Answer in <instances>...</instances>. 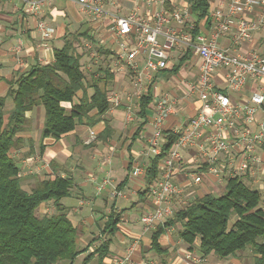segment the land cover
Segmentation results:
<instances>
[{
    "label": "crops",
    "instance_id": "crops-1",
    "mask_svg": "<svg viewBox=\"0 0 264 264\" xmlns=\"http://www.w3.org/2000/svg\"><path fill=\"white\" fill-rule=\"evenodd\" d=\"M103 1L107 3L109 0ZM113 1L114 4L106 5L110 13L126 14L136 9L144 14L147 10L144 4L135 8L130 0ZM192 2L193 0H166L163 7L166 10L182 6L190 8ZM207 2L209 6L205 17L198 20L195 14H190V22L194 28L204 34L211 33L214 25L212 13L224 0H207ZM159 7L154 5L152 9ZM39 20H43L52 28L51 36L46 39H42L36 29ZM111 22L109 16L89 17L80 10L76 0H52L37 16L27 13L20 0H0V97L7 94L10 83L19 74L27 72L35 64L51 63L54 59L53 50L62 47L66 38L79 33H87L97 42V52L102 56H108L109 63L99 67L111 71L110 82L114 86L125 84L124 91L128 87L135 90L134 73L128 67L116 69L114 66L118 47ZM82 38L88 40L86 36H82L79 41ZM74 43L75 47H78L79 42L74 41ZM217 43L229 52H246L251 47L264 52V28L254 31L249 41H244L235 48L232 47L230 34L218 38ZM17 47L18 51H16ZM78 52L83 55V52ZM168 56L167 68L151 73L146 85V93L134 96L135 98L132 96L131 100L122 94L121 104L113 109L109 108L91 126L79 124L59 138L52 136L41 138L45 115L43 106L39 104L25 112L27 122L24 129L17 134L20 146L12 148L10 154L17 160L25 189H31L37 180L52 178L55 175L71 178L70 193L63 197L60 203L67 208L68 217L77 228V245L81 252L72 264H99L96 255L87 262H84V258L108 238L101 233V230L106 218L103 215L109 213V210L120 214V221L116 232L110 236L109 251L103 257L102 264H107L114 255L128 257L133 264L193 263L189 256L191 251L189 245L179 236L182 228L180 222L164 228L158 236L159 251L151 247L152 231L144 232L138 221L139 214L146 206L145 203L150 202L147 191L144 194V190H148L147 184L143 178L130 177L134 163L142 164L146 168L150 157H154L145 153L146 141L153 131L151 105L153 98L165 93L176 94L179 99V110L174 118L179 121L195 114L199 108V101L195 96L185 97L188 84L196 79L198 57L188 53L187 58L177 69L183 55H180L177 49H173ZM139 66H142V61L139 62ZM183 67L184 69L187 67L186 71L182 69ZM184 79L186 80L185 86H182L184 87L182 93L175 88L179 87L175 81ZM130 81L133 87L129 86ZM107 88L109 90V85ZM124 91L122 93H125ZM159 91H163V94ZM80 95V92L77 93L73 103L77 102ZM148 95H151L152 99L145 108V114L142 115L139 113V100ZM71 104L72 102L69 101L61 103L67 109ZM12 110V100L8 98L2 108L5 121ZM106 126L110 128V133L101 137L100 134H103ZM105 177H109L116 186L126 180L121 189L123 195L111 198L110 188L98 192L97 186ZM177 180L182 184L186 182L187 179L182 171L178 173ZM187 188L186 193H190L191 187ZM207 189L206 185H200L197 194L194 196L192 192L189 198L201 196L207 193ZM82 198L86 202L79 205L78 202ZM85 204L89 205V209L83 207ZM175 205L178 207V203ZM51 208L53 209V206L50 202H42L37 212L42 215ZM205 259L207 264H225L228 260H233L229 264H234L235 261L232 256L217 260L212 254L207 255ZM58 264H67V262L61 261Z\"/></svg>",
    "mask_w": 264,
    "mask_h": 264
},
{
    "label": "built area",
    "instance_id": "built-area-1",
    "mask_svg": "<svg viewBox=\"0 0 264 264\" xmlns=\"http://www.w3.org/2000/svg\"><path fill=\"white\" fill-rule=\"evenodd\" d=\"M51 1L20 0L33 16ZM130 1L135 8L144 4L146 12L133 9L126 14L110 13L106 5L114 4L113 0H76L89 17L111 18L118 47L114 66L128 67L134 73L138 96L147 92L151 73L167 68L168 53L173 49L180 55L191 53L199 60L196 79L186 91L188 97L195 96L199 101L195 114L180 121L175 119L179 99L174 94L152 100L153 131L146 141V155H159L168 135L174 140L159 163L158 178L148 187L150 202L145 203L138 216L142 230L153 231L172 216L176 203L184 205L191 199L193 190L186 193L187 186H200L205 180L217 185L207 189V193H224L227 181L238 177L264 195V52L255 47L246 52H229L217 43L218 38L230 34L235 48L249 41L254 31L263 29L264 0H224L212 13L214 25L210 34L193 32L187 6L166 10V0ZM154 5L160 7L152 9ZM36 29L42 39L52 34V28L43 20L37 21ZM126 98L131 100L132 95ZM108 101L113 109L121 104V96L112 92ZM144 171L142 164L134 163L130 177L145 180ZM180 171L187 179L184 184L177 180ZM107 188L111 198L123 195L109 177L99 183L97 191ZM85 202L82 198L78 204ZM189 256L192 264H207L196 250H191ZM107 264L133 263L128 257L114 255Z\"/></svg>",
    "mask_w": 264,
    "mask_h": 264
},
{
    "label": "trees",
    "instance_id": "trees-1",
    "mask_svg": "<svg viewBox=\"0 0 264 264\" xmlns=\"http://www.w3.org/2000/svg\"><path fill=\"white\" fill-rule=\"evenodd\" d=\"M208 6L207 0H193L189 9L200 20L207 14ZM193 32L198 33V29L194 28ZM82 36L92 40L87 33L66 38L62 47L53 50L51 63L35 64L19 74L10 83L7 94L0 97V264H58L61 261L72 264L81 252L77 245V228L68 217L67 208L60 203L70 193L71 178L55 175L38 180L27 190L22 185L17 160L10 151L19 148L17 134L27 122L25 112L36 105H42L45 111L41 138H59L79 124L91 126L109 109L107 87L112 73L101 67L88 74L84 72L82 53L76 50L74 43ZM187 56L180 58L177 69ZM79 92L80 97L73 103ZM8 98L12 100L13 110L5 121L2 108ZM151 99V95L140 98V114H145ZM65 101L72 102L70 108L61 105ZM106 133H110L108 126L100 136ZM167 137L161 153L150 157L145 168L147 189L158 178L159 163L174 140L172 135ZM125 181L117 185V189L121 190ZM146 191L148 193L144 190V194ZM42 202H50L53 209L39 217L36 212ZM119 221L120 214L110 211L101 230L108 238L86 256L84 262L96 255L98 263L102 264L109 251L110 236L116 232ZM176 222L182 225L180 238L203 257L212 254L225 259L250 248L254 254L253 264H264V198L238 177L227 181L222 194L205 193L192 197L184 205L179 204L173 215L152 231L153 249L160 250L158 236Z\"/></svg>",
    "mask_w": 264,
    "mask_h": 264
},
{
    "label": "rangeland",
    "instance_id": "rangeland-1",
    "mask_svg": "<svg viewBox=\"0 0 264 264\" xmlns=\"http://www.w3.org/2000/svg\"><path fill=\"white\" fill-rule=\"evenodd\" d=\"M96 41L92 38V40H87L85 38H82L81 41H79L78 43V47L76 46V50L77 51H81L83 52V59L81 60V66L84 70V72L86 74L90 73L91 71H95L94 69L98 68L99 66H104L105 64H108L109 61L107 59L108 56H102L100 55L98 52H97V46H96ZM78 48V49H77ZM174 53V52H173ZM114 61V59H113ZM108 62V63H107ZM187 68V67H186ZM186 68L184 69V67L182 68L184 71H186ZM168 71V70H167ZM186 79L184 80H177L175 81V83L179 86V87H175V88H178L179 91H182L184 90V87L182 86H185L184 82H185ZM129 83V86L130 87H133L131 81L128 82ZM125 84H115V86L113 85V83L109 82V93H112V92H116L118 93V95H122V94H125L126 96H129V95H132L133 97L135 96H138L137 93L135 92V90L132 88V89H126L124 91V87ZM169 86V85H168ZM171 86V85H170ZM169 86V87H170ZM166 87V86H165ZM181 87V88H180ZM131 90V91H129ZM125 92V93H122V92ZM171 91V90H170ZM160 94H163V91H159ZM166 94V93H165ZM176 95V94H174ZM187 95H185L186 97ZM134 97V98H135ZM194 97V96H193ZM193 99V98H192ZM177 107H179V103H177ZM38 181V180H37ZM36 181V182H37ZM250 188H255V186L253 184H250L249 182H245ZM204 185H206L208 187V189H214V188H217V185L216 184H213L211 182H208V180H205L204 181ZM199 186H192L190 189L193 190V194L192 195H196L197 194V189H198ZM28 190V189H27ZM262 197L264 198V195L262 194ZM192 198V197H191ZM84 208L86 209H89V205L85 204L83 206ZM52 209V208H51ZM111 210H109V213H110ZM47 213V212H46ZM109 213H105L103 216H107ZM139 213V211H138ZM37 216H41L40 214H38V212H36ZM235 261H234V264H253V258H254V254L252 253V250L250 248H246L245 250H242V251H237L233 256H232ZM215 259H219L215 256ZM233 260H228L225 262V264H229V263H232Z\"/></svg>",
    "mask_w": 264,
    "mask_h": 264
}]
</instances>
